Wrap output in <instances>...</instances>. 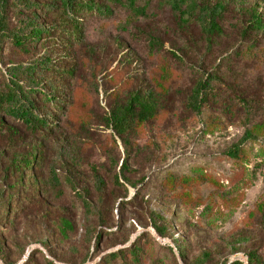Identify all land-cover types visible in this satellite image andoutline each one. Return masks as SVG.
Listing matches in <instances>:
<instances>
[{"label": "rangeland", "instance_id": "1", "mask_svg": "<svg viewBox=\"0 0 264 264\" xmlns=\"http://www.w3.org/2000/svg\"><path fill=\"white\" fill-rule=\"evenodd\" d=\"M93 1L109 4L112 15L78 16L79 39L63 34L70 28L63 13L49 11L40 18L56 27L54 37L29 52L11 40L0 46V87L11 64L45 53L64 87L48 132L0 113V208L7 213L0 264H84L89 251L86 264H93L137 239V264H191L203 252L210 264H248L252 250L264 261V30L250 25L253 10L264 18V0H221V31L210 37L193 16L181 22L172 0H136V9L127 0ZM8 15L14 28L31 13L11 8ZM207 75L213 82L194 111L189 99ZM147 91L159 100L157 115L120 138L109 123L113 108ZM246 132L252 137L232 154ZM34 155V167H26L23 160ZM124 158L138 196L114 181ZM172 176L192 181L172 183ZM81 193L113 227L101 229L87 216ZM127 194L132 201L123 204ZM152 210L168 220L167 236L157 235ZM94 225L103 232L97 247L87 237Z\"/></svg>", "mask_w": 264, "mask_h": 264}, {"label": "trees", "instance_id": "2", "mask_svg": "<svg viewBox=\"0 0 264 264\" xmlns=\"http://www.w3.org/2000/svg\"><path fill=\"white\" fill-rule=\"evenodd\" d=\"M129 6L136 9V0H127ZM172 7L182 16L181 22H187L193 18L199 23L201 30L208 37L214 36L221 31L220 20L226 11V7L221 0H172ZM14 8L19 11L31 13V16L24 17L20 23L11 28L8 10ZM49 11H60L63 17L69 23L70 28L63 33L73 39H79L81 35V24L78 16H82L86 12H97L104 17L112 15V8L109 4H97L93 0H0V46L7 41H12L14 44L25 52H29L33 47L45 43L52 35L56 28L48 26L41 22L40 13ZM253 20L250 25L253 29L264 30V18L262 13L255 9L251 12ZM187 20V21H186ZM153 48L157 46L158 40L154 37L150 38ZM171 54L179 58L175 52ZM56 67L49 54H43L38 60L34 59L29 63H13L7 70V79L3 86L0 87V113L10 116L33 131L48 132L51 118L52 108L54 106L61 107L63 102L59 96L61 91L64 92V87L59 89L56 78H53ZM212 76H205L195 88L191 95L188 106L194 111H200L206 99L207 91L213 82ZM159 100L152 91L134 92L124 104H118L113 108L109 118V123L113 126L117 135L124 140H127L134 128L137 125L143 124L154 118L159 111ZM45 111V112H43ZM252 137L250 132H246L241 141L235 145L231 153L240 152L241 144ZM233 151V152H232ZM235 156V155H234ZM36 157L31 156L23 160V163L28 168H33ZM40 162V161H39ZM21 167V161H18ZM119 174H115L114 181L117 186L127 190V184L137 190L136 196L140 193L137 189V184L126 176L128 162L123 159L122 164L118 165ZM50 177L54 181L60 183V178L57 174V168H50ZM72 181L71 177L69 176ZM192 181L188 176H172L170 182L177 184H189ZM96 187L102 190L105 183L104 180L97 176L95 179ZM76 188V186L74 185ZM122 201L123 204H128L131 199H127L128 194ZM80 199L87 216L97 218L98 225L102 228L113 227L105 212L93 201L90 200L87 194H80ZM7 214L5 210L0 208V220L2 216ZM149 218L157 235L165 237L168 235V220L155 211L149 212ZM264 225V216L262 217ZM90 226L87 230V237L90 243L94 242L98 246L103 232L98 227ZM172 253L173 248L168 246ZM4 252L0 242V259L4 260ZM181 255V254H180ZM142 256V247L138 239L133 241L131 245L125 248L114 250L105 255L101 261L93 264H114L115 261L121 264H137ZM210 253L203 252L191 264H210ZM248 264H263V257L257 251L248 252ZM92 253L89 251L84 258V264L92 260ZM225 264H244L240 259L226 261Z\"/></svg>", "mask_w": 264, "mask_h": 264}]
</instances>
